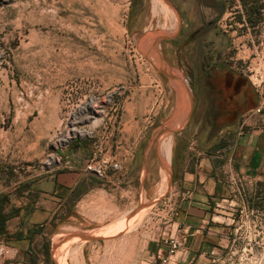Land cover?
<instances>
[{
  "label": "rangeland",
  "instance_id": "1",
  "mask_svg": "<svg viewBox=\"0 0 264 264\" xmlns=\"http://www.w3.org/2000/svg\"><path fill=\"white\" fill-rule=\"evenodd\" d=\"M177 2L0 0L2 198L57 170L46 163L51 153L64 161L81 155L84 170L91 158L124 164L103 175L85 170L111 193L90 198L83 223L61 212L52 264H68L70 253L77 260L79 243L92 238L86 234L109 239L128 229L123 245L106 242L102 264H135L143 239L157 236L178 209L174 147L195 151L239 130L264 129V0ZM195 28L202 33L192 39ZM207 70L221 90L205 87ZM224 70L236 87L232 101ZM72 125L81 132L65 144L59 131ZM229 181L233 195L220 208L232 207V233L209 264H264V181ZM121 194L131 200L123 208Z\"/></svg>",
  "mask_w": 264,
  "mask_h": 264
},
{
  "label": "crops",
  "instance_id": "2",
  "mask_svg": "<svg viewBox=\"0 0 264 264\" xmlns=\"http://www.w3.org/2000/svg\"><path fill=\"white\" fill-rule=\"evenodd\" d=\"M190 141L195 143L194 139ZM190 147L180 153L174 147L172 153L179 183L172 194L178 209L157 236L143 239L142 255L137 254L135 264L139 260L144 264H160V257L167 251L162 237L168 233L185 237L184 245L175 254V264H209L210 256L227 244L232 233V207H220L233 195L234 185L222 168L231 163L234 164L233 177L238 174L264 181L263 128L239 130L229 142L223 141L214 147L202 145L195 151ZM81 158L73 153L71 167L22 183L10 193V199L0 195V264H52L49 260L51 242L58 234L61 212L66 210L67 219H80L83 223L82 220H87L90 198L100 192L103 196L111 193L106 187H98L91 173L82 169ZM134 159V152L125 157L126 170L132 168ZM116 187L115 190L121 187V192L124 189L120 185ZM127 187L126 191H132L134 186L130 183ZM122 194L119 207L123 208L131 200L123 198ZM96 227L99 224L90 228ZM131 231L128 229L124 236L116 234L109 239H85L77 248L78 259L72 258L70 253L67 263L102 264L107 258L106 242L123 245L128 242ZM135 236L139 240V233Z\"/></svg>",
  "mask_w": 264,
  "mask_h": 264
},
{
  "label": "built area",
  "instance_id": "3",
  "mask_svg": "<svg viewBox=\"0 0 264 264\" xmlns=\"http://www.w3.org/2000/svg\"><path fill=\"white\" fill-rule=\"evenodd\" d=\"M99 104V103H97ZM95 104V108H99V105ZM74 120V119H73ZM81 132V128L75 127L73 128V125L69 127L68 129H61L59 131L60 137L59 139L62 140L65 144L73 138H75L78 133ZM62 162H65L66 167H71L73 165L72 160L66 159L64 161L63 156L60 155L59 152L51 153L49 157L46 160V163L48 166L53 167L52 169H58L61 167ZM231 165V163H229ZM124 164L122 160H116V161H108L106 158H101L99 160H96L95 158H91L88 163L85 165V170L93 171L99 175H103L104 172L109 168L112 167L114 169H121L123 168ZM233 169L230 168V172L228 176L232 178L231 180L234 181L237 178H241V175L236 174L233 177ZM176 209V207H173ZM165 244H167V251L164 253L160 259L161 264H175V254L177 251L184 245L185 237L183 235H179L176 233H168L164 234L162 237Z\"/></svg>",
  "mask_w": 264,
  "mask_h": 264
},
{
  "label": "flooded vegetation",
  "instance_id": "4",
  "mask_svg": "<svg viewBox=\"0 0 264 264\" xmlns=\"http://www.w3.org/2000/svg\"><path fill=\"white\" fill-rule=\"evenodd\" d=\"M167 1L173 7L179 5L177 0H167ZM201 31H202L201 28L193 29V31L191 32L192 39L198 37V35H200L202 33ZM226 76H227V73H226V70H224L223 79H224V83H225L224 84L225 90H227V93H228L227 100L232 101L233 100L232 99V94H233L232 91L236 87H235V85H231L230 81H228L229 78H226ZM215 79L216 78H215L213 71H211V70L205 71V73H204V85L206 88H212L211 90H213V89H215L214 86H216L219 90H221L222 88H220V82L215 81ZM223 100L226 101L225 99H223Z\"/></svg>",
  "mask_w": 264,
  "mask_h": 264
},
{
  "label": "water",
  "instance_id": "5",
  "mask_svg": "<svg viewBox=\"0 0 264 264\" xmlns=\"http://www.w3.org/2000/svg\"><path fill=\"white\" fill-rule=\"evenodd\" d=\"M191 99H192V101H193V94L191 95ZM84 237H94V236H92V235H89V234H86V235H84Z\"/></svg>",
  "mask_w": 264,
  "mask_h": 264
},
{
  "label": "bare ground",
  "instance_id": "6",
  "mask_svg": "<svg viewBox=\"0 0 264 264\" xmlns=\"http://www.w3.org/2000/svg\"><path fill=\"white\" fill-rule=\"evenodd\" d=\"M174 24H175V23H174ZM174 24H173V25H174ZM94 109H95V107H94ZM75 127H76V126H73V128H75ZM78 249H79V248H78Z\"/></svg>",
  "mask_w": 264,
  "mask_h": 264
}]
</instances>
